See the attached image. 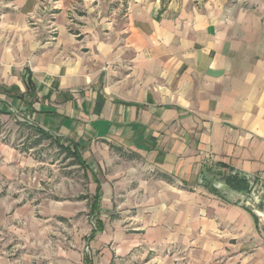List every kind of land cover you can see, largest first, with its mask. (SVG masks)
Here are the masks:
<instances>
[{"label":"crops","instance_id":"0c3cea01","mask_svg":"<svg viewBox=\"0 0 264 264\" xmlns=\"http://www.w3.org/2000/svg\"><path fill=\"white\" fill-rule=\"evenodd\" d=\"M3 117L84 184L25 199L24 137L0 141V264H264L211 189L264 180V0H0Z\"/></svg>","mask_w":264,"mask_h":264},{"label":"rangeland","instance_id":"374dc122","mask_svg":"<svg viewBox=\"0 0 264 264\" xmlns=\"http://www.w3.org/2000/svg\"><path fill=\"white\" fill-rule=\"evenodd\" d=\"M17 124L12 117L0 118V141L16 146L17 136L24 137L25 143L20 144L19 147L28 160V157L32 159L23 169L25 199L40 197L39 192H42V196L57 197L56 194H65V189L76 190L84 184L81 167L73 164L74 160L63 153L51 139H42L40 143H35L36 138L33 137V133L19 128ZM34 187H39L42 191L32 192ZM152 263L157 264V262Z\"/></svg>","mask_w":264,"mask_h":264},{"label":"water","instance_id":"95a60500","mask_svg":"<svg viewBox=\"0 0 264 264\" xmlns=\"http://www.w3.org/2000/svg\"><path fill=\"white\" fill-rule=\"evenodd\" d=\"M246 181V189L230 188L223 179L211 181L227 200L247 209L255 217L260 235L264 238V180L254 175L240 172Z\"/></svg>","mask_w":264,"mask_h":264},{"label":"trees","instance_id":"16d2710c","mask_svg":"<svg viewBox=\"0 0 264 264\" xmlns=\"http://www.w3.org/2000/svg\"><path fill=\"white\" fill-rule=\"evenodd\" d=\"M39 132H41V131H39ZM40 135L43 137H47V134L44 132L43 133L41 132ZM222 179L225 181V183L230 188L237 189V190L246 189V181L243 178V176L240 174L239 171H236V170L229 171L226 175L222 176ZM211 189L213 191L219 193L215 188L211 187Z\"/></svg>","mask_w":264,"mask_h":264}]
</instances>
